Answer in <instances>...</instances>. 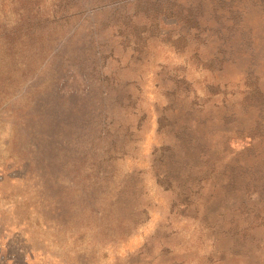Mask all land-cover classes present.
Segmentation results:
<instances>
[{
	"label": "rangeland",
	"instance_id": "374dc122",
	"mask_svg": "<svg viewBox=\"0 0 264 264\" xmlns=\"http://www.w3.org/2000/svg\"><path fill=\"white\" fill-rule=\"evenodd\" d=\"M196 1L0 0L12 264H264V0Z\"/></svg>",
	"mask_w": 264,
	"mask_h": 264
},
{
	"label": "trees",
	"instance_id": "16d2710c",
	"mask_svg": "<svg viewBox=\"0 0 264 264\" xmlns=\"http://www.w3.org/2000/svg\"><path fill=\"white\" fill-rule=\"evenodd\" d=\"M223 1L224 0H217V2H223ZM203 2H204L203 0H197L194 6L190 5V7H188L186 18H185L186 19L185 21L188 26H189V23H194V24L199 23L198 10L202 9ZM230 4H231V1L227 3V5L229 6ZM229 12H237V11H233L229 7ZM219 26L220 28L226 27L225 29L227 30V34L224 38L223 43H226L227 45L226 48L228 50V51L223 52V54H221L219 58L220 63L225 62L227 59H229L228 57L231 58L232 55H233L232 58L235 55H237L238 57H245V58H250V60H254V58H256L258 55L257 47H261V44H263V47H264V41H262L261 43L258 42L257 40L255 41V38L250 36L252 35L250 31L242 27L243 23L239 19V17L234 18L232 20H224V21L219 20ZM249 41H251V43L252 42L257 43L258 46H254L253 43L252 45L251 43L249 45L248 44ZM248 45L250 46V49H251L248 54L239 53L242 51V47H246ZM258 81L254 82L248 88V90L244 92V103L245 104L251 103L254 100V98L257 99L258 97H261L258 99L259 101L264 102V92L263 90H261ZM101 114H102L101 109L93 108L92 113L90 114V117L92 120H96L99 116H101ZM262 123L264 124V117L262 118ZM182 140H184L187 146H189L191 142L194 140L190 136V128L188 126L184 127ZM163 175L169 177L170 169L167 168L166 172ZM229 184L230 182L227 181L226 187H228Z\"/></svg>",
	"mask_w": 264,
	"mask_h": 264
},
{
	"label": "built area",
	"instance_id": "2783aa9c",
	"mask_svg": "<svg viewBox=\"0 0 264 264\" xmlns=\"http://www.w3.org/2000/svg\"><path fill=\"white\" fill-rule=\"evenodd\" d=\"M0 264H12V257L1 240H0Z\"/></svg>",
	"mask_w": 264,
	"mask_h": 264
}]
</instances>
